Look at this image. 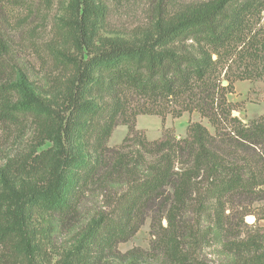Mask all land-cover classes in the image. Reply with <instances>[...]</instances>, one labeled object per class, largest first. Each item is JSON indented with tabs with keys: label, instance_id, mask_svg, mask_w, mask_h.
Returning <instances> with one entry per match:
<instances>
[{
	"label": "trees",
	"instance_id": "16d2710c",
	"mask_svg": "<svg viewBox=\"0 0 264 264\" xmlns=\"http://www.w3.org/2000/svg\"><path fill=\"white\" fill-rule=\"evenodd\" d=\"M258 2L244 0L232 8L230 0L204 2L160 26L152 37L138 44L114 40L84 53L82 45L89 46L105 6L100 0H69L70 19L65 26L75 31V48L80 55L68 58L73 75L57 104L46 103L23 71L8 70V44L0 33V121L21 124L31 118L41 143H51L39 153H32L31 169L17 161L0 166V244L9 242L22 257L31 259L38 248L32 244V210L55 213L65 223L77 213L87 186L101 179L119 182L125 177L129 181L118 200V219L90 221L61 264H96L93 254L128 240L150 210L163 212L167 207L162 218L171 227L177 209L195 193L197 179H208L206 193L217 207L229 196L248 194L259 183L254 174L249 168L247 172L237 167L236 151L227 152L216 145L215 138L200 123L190 124L188 137L182 141L137 139L144 151L156 158L151 163L144 157L140 161L130 159L121 147L111 150L106 142L118 121L127 117V95L152 106L136 113H170L177 117L184 111L197 110L207 118L215 115L214 109L220 103L216 101V83L209 80L216 63L212 54L218 55L220 49L235 41L246 23L245 14L252 12ZM186 39L199 46L197 55L173 48L177 40ZM102 96L109 103L100 104ZM162 102L179 107L164 108ZM190 102L196 106L194 109ZM131 125L123 142L134 138ZM88 137L92 138L91 151L86 153L84 143ZM229 140L239 146L233 148L241 150L263 145L264 120L234 126ZM176 161L184 162L179 170L174 167ZM111 176L116 178L109 179ZM214 215L219 221V208H214ZM262 239L248 237L235 243L236 260L230 264H264ZM173 242L178 243L176 237ZM173 247L176 251L178 245Z\"/></svg>",
	"mask_w": 264,
	"mask_h": 264
},
{
	"label": "rangeland",
	"instance_id": "374dc122",
	"mask_svg": "<svg viewBox=\"0 0 264 264\" xmlns=\"http://www.w3.org/2000/svg\"><path fill=\"white\" fill-rule=\"evenodd\" d=\"M208 1L211 0H100L105 6L104 17L89 46L82 45V52L99 49L114 40L138 44L181 13ZM243 1L230 0L229 8ZM68 9L69 0H0V33L8 44V70L23 71L33 89L48 104L60 103L61 93L69 87L74 70L68 58L80 55L75 48V31L65 26V21L70 19ZM244 18L246 23L235 41L220 49L218 55L212 54L216 63L209 80L216 83L215 96L220 103L214 109L215 115L207 118L197 110L184 111L177 117L170 113L165 116L136 113L152 106L146 100L127 95V117L118 121L106 146L111 150L121 147V152L128 153L130 159L140 161L144 157L151 163L156 158L147 154L137 139L182 141L188 137L189 125L196 122L215 138L216 145L227 152L235 150L234 164L247 172L249 168L259 183L248 194L229 196L217 207L215 200L206 193L208 179H197L195 193L177 209L171 227L162 218L167 207L163 212L150 210L128 240L105 252L94 253L96 264H230L236 260L235 243L258 236L264 243V144L241 150L233 148L237 143L229 140L234 126L245 127L264 120V0ZM173 48L192 55L199 51V46L191 39L177 40ZM98 101L102 105L109 103L104 96ZM188 104L192 109L196 107L191 102ZM173 105L171 102L161 104L164 108ZM174 107L179 106L175 104ZM53 109H57L56 106ZM129 125L133 127L134 138L123 142ZM86 139L87 153L91 151L92 138ZM40 143L33 119L21 124L0 121V166L17 161L25 164V169H31L32 153H39L51 145L48 140ZM183 163L176 161L175 169L179 170ZM128 182L123 177L119 182L101 179L89 184L77 213L65 223L55 213L33 209L30 226L32 244L38 247L36 252L28 259L16 252L9 242L0 244V264H61L90 221L118 219V200ZM214 208L221 211L219 221L215 219ZM249 217L253 219L250 221ZM174 237L178 243L173 242ZM174 244L178 245L176 251Z\"/></svg>",
	"mask_w": 264,
	"mask_h": 264
},
{
	"label": "bare ground",
	"instance_id": "6f19581e",
	"mask_svg": "<svg viewBox=\"0 0 264 264\" xmlns=\"http://www.w3.org/2000/svg\"><path fill=\"white\" fill-rule=\"evenodd\" d=\"M248 219L251 221L253 218L252 217H249Z\"/></svg>",
	"mask_w": 264,
	"mask_h": 264
},
{
	"label": "water",
	"instance_id": "95a60500",
	"mask_svg": "<svg viewBox=\"0 0 264 264\" xmlns=\"http://www.w3.org/2000/svg\"><path fill=\"white\" fill-rule=\"evenodd\" d=\"M222 84H225V81H223Z\"/></svg>",
	"mask_w": 264,
	"mask_h": 264
}]
</instances>
